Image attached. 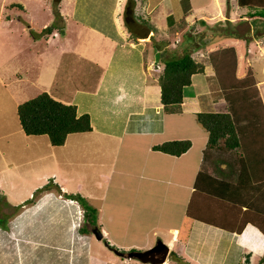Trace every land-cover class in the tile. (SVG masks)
I'll use <instances>...</instances> for the list:
<instances>
[{
  "label": "crops",
  "instance_id": "obj_1",
  "mask_svg": "<svg viewBox=\"0 0 264 264\" xmlns=\"http://www.w3.org/2000/svg\"><path fill=\"white\" fill-rule=\"evenodd\" d=\"M8 1L0 0V30L3 24L14 20L10 14L13 11L24 12L40 6L38 0ZM54 1L59 19H65L61 25L62 40L57 41L62 42V50L73 36V29L83 30L86 19L92 21L96 34L109 40L104 44H98V40L89 43L91 34L79 39L82 33L74 38L79 42L74 40V53L84 54L90 46L109 45V57L80 55L85 59L84 76L89 77L93 66H97L98 75L94 82L79 84L78 98L67 101L76 105L78 113L89 114L91 129L69 132L61 145H53L49 140L52 149L70 146L80 151L69 167L61 168L63 163L56 159L46 160V154L39 155L44 159L40 164L34 156L28 159L27 177H20L18 183L9 180L3 186L2 174L7 171L2 169L13 165L0 162V188L5 189L9 199L8 203L4 198L0 212L10 213L6 208L11 206L12 212L15 211V204L23 203L35 188L53 178L62 192H79L89 200H101L94 206L96 224L106 241L100 242L103 238H96L91 226L87 232L78 230L82 209L77 200L53 188L45 189L35 201L13 212L5 228L0 226V264H181L182 258L185 264H245L246 256L247 264H252L254 257L263 259L259 263L264 264V123L248 115L236 118L239 147L231 150L220 146L211 151L206 169L203 168L206 173L196 182L208 139L196 112L228 111L234 115L244 108L240 95V103L234 104L227 94L238 92L240 86L229 87L221 82L223 61L218 51L233 48V78L250 75L264 109V33H260V41L229 35H221L226 37L218 42L205 40L208 34L203 35L202 31L223 20L220 14L222 11L225 16L226 0H205L209 8L204 3L188 5L186 18L199 14L192 17L195 23L184 20L182 26H177V20L184 13L178 14L177 19L172 17L169 1L166 0V8H161V0H133V17L138 8L144 13L143 19L145 15L148 18L143 22L136 17L140 24L136 28L127 27L123 21L127 16L125 0H72V5L67 0ZM230 7L229 12L234 14L235 5L232 3ZM162 22L166 32L176 34V42L162 41L160 36L165 32ZM218 32L212 28L209 35ZM56 33L53 30L52 34ZM184 33L191 37L190 41H182L185 47L196 34L200 36L203 49H207L200 59L204 69L193 73L191 82L183 87L179 107L165 110L159 76L164 60L176 56L174 46ZM21 36L25 38V32ZM45 49L46 45H32V52L38 55ZM244 57L249 64L246 69L242 66ZM57 63L61 68L65 65L58 57ZM114 75L119 81L111 78ZM23 77L19 73L17 85L22 80L31 81ZM19 91L16 89L15 96ZM183 138L190 139L191 145L179 155L153 148L154 144ZM50 153L53 155V151ZM91 184L96 185L95 189L87 190ZM100 188H103L101 198L94 193ZM190 201L208 219L189 216L186 208ZM166 205L172 209L164 211L172 215L163 218ZM157 240L169 247L160 263L123 255L110 246L149 248Z\"/></svg>",
  "mask_w": 264,
  "mask_h": 264
},
{
  "label": "rangeland",
  "instance_id": "obj_2",
  "mask_svg": "<svg viewBox=\"0 0 264 264\" xmlns=\"http://www.w3.org/2000/svg\"><path fill=\"white\" fill-rule=\"evenodd\" d=\"M10 1L13 0H9L8 2ZM67 1H69L70 5H72V0H67ZM128 1L125 0V2ZM167 1H169V4L173 7L172 17L177 19L178 14H180L181 12L184 13L179 18V20H177L179 21L177 23V26H182L185 21L190 23H195L192 20L194 17H197L199 13L195 14V16L189 15L188 18H186L185 14L189 12L188 9H186V7L190 4H193V6H199L198 4H203L205 2V0H167ZM38 2L40 3V6H36L35 9H31V10L27 9L24 12L13 11L12 13H10L12 15V18H14V20L10 21V23L3 24L4 28H1L0 30V162L6 165L7 164L13 165L11 168L3 167L2 169V171H7L2 174L3 179H5V181H3L2 183L3 186H5L9 180L13 181L14 183H18L20 177L22 176L27 177L28 175L27 173H29L30 171L28 170L29 168L28 159H32L34 156L39 158V155L46 154L45 156L46 160L48 159L51 161L53 159L59 160L60 162L63 163L61 168H65V167H69L70 161L77 160V157L80 153V151L77 150V148H73L70 146L55 147L52 149V147L49 144V137L46 134L28 135L24 133L20 126L17 116V111H16L17 104L36 95L37 93L43 90L48 91L56 99L63 102L69 101L70 98L76 100L78 98L77 90L79 88V84L81 83L84 84L86 81L87 83L88 81L94 82L96 80L95 79L96 75H98L97 66H93L91 68L92 73L87 74L89 75V77L84 76V74L82 73L83 70L82 65L85 59L80 55L97 54L104 56L107 55V57H109V45L107 44L102 45L98 48L94 46H90L87 50H85L84 54H79L78 51L76 53L73 52V43L75 40L74 38L77 36L78 33L83 34L82 36H79V39L86 38L85 35L89 36V34H91V36H89V43L94 40H98V44H104V42L106 43L105 40L107 39L101 37L99 34H96L92 30L93 26L90 24L92 21L88 22L87 19L83 22V23L87 22L85 23L86 26L85 25L83 26V30H82L83 32L79 31V28L73 29L72 33L74 37L70 36L69 42H66L68 44H66L64 50H62L63 49L62 42L57 43V41L62 40L63 33L61 32L62 31L61 25H63L65 19H63L62 21L59 19L60 18L59 13L57 11V6L54 0H38ZM160 2H161V8L167 7L166 0H161ZM46 3H48L49 6ZM232 3L236 7L234 14L229 12V10L232 8L230 7ZM225 4L226 5H223V13H225V16H222V11L220 14V18H222L223 20L220 21L221 23L215 22L212 24L213 30L215 28V30H218L219 32L217 34H214L213 36V35H209L211 33L212 28L205 30V32L202 31L203 35L208 34V36L205 37V40L214 39L215 42L221 41L223 38L226 37L221 35H227V34H222L223 33L222 31H225V29L229 30L235 28L239 32L241 33L243 32L244 34L247 35V38H244L245 41H249L252 38L254 39L257 38L255 40L260 41L262 37L260 36V33H264V24L260 20L256 19L257 16H251V13L255 11L257 7L240 5L238 0L235 1L226 0ZM208 5L210 4L208 3L203 4L204 7L209 8ZM238 5L241 6L239 10H237L239 7ZM131 6L133 7V4ZM126 12L127 10L125 9L124 12L125 16L127 14ZM142 14L144 13H142V11H140L138 8L134 11L135 18L137 17L138 19H142L143 22H145L146 21L145 19H148L147 15H145L144 17L145 19H143V17L141 16ZM16 15L18 16L16 17ZM228 19H232L235 22L231 23L230 20ZM123 21L126 24L125 19H123ZM44 22L50 24L49 27H43L42 24ZM220 24L223 26H221ZM21 27H25L26 30L21 29ZM248 27L250 29L249 31H246ZM161 28L162 29L165 28V32L162 33V35L160 36L162 41L170 40L169 42L171 41L176 42L175 40L176 34L170 35L171 34L170 32H166V27L163 22L161 23ZM193 29L194 27L189 28V31L190 30L192 31ZM53 30L57 31L56 35L52 34ZM23 32H25L26 34L25 38L21 36ZM197 33L199 34V32ZM198 34H196V37L191 43L186 44V47H185V43L182 44V41L184 42L190 41L191 37L187 33H184L182 36L179 35L178 37H180V39H178V42H180L181 44L177 43L176 46H174L176 47L174 48L176 56L183 54V52L187 50L186 52H189L197 60L202 61L200 59L205 55L207 49L206 48L203 49V45L202 43H200L201 40ZM75 42L77 44L79 43L76 40ZM35 43L38 45H46L45 52L39 53V55L36 52L35 53L32 52V45ZM252 50L253 49H250V51ZM257 50L253 52V56H256ZM57 57L62 62H65L64 67L61 68L58 65ZM247 61L248 60L244 57V63L242 66L245 67V69L246 66L249 65L247 64ZM230 62L231 65H230V70L228 72L229 75L223 74V78L229 77L228 79L229 87H231V85H237V83L236 84L233 83V80L231 79V77L233 78L231 72V69L233 68V60L231 59ZM234 65H235V61H234ZM19 73H22V76H24L23 78L27 77L26 79L31 81L25 83L26 81L22 80L20 81L21 84L17 85L18 83L17 77ZM113 77H115L114 79L116 81H119L118 76L114 75L111 78ZM16 89L20 90L19 91L20 94L18 93V96H15ZM244 90L246 91V94L244 95L238 94L237 91H235L233 94L232 92H229L231 94L230 95L231 101H233L234 104L240 103L238 99V95H240L241 99L244 101L243 111L242 113H234V117L236 116L235 119L238 117H242L243 115L244 116L248 115L250 116V118L257 120L259 123L261 124L264 123L263 114L257 113V111H259V105H258L259 101H255L257 99L253 98L254 93L253 91L251 92V90L253 89L250 90L247 87ZM95 100L96 97H93V102H95ZM249 108L251 109L252 112H249ZM50 151H53V155L52 153H50ZM42 161H44V159L39 158L36 162L43 164ZM50 162L47 165H50ZM73 168L79 169L78 167H72V169ZM98 178L99 176L94 179H98ZM51 179L53 180V178ZM25 185H28V183H25ZM95 186H96L95 184H91L90 186L86 187V189L87 190L91 188L95 189ZM102 190L103 188L96 189L94 193L101 198ZM5 194H6L5 189L0 188V206L5 204L4 198L9 203V199ZM86 198L88 202H90V204H92L93 206L99 205L101 203V200L99 198L98 199L90 198L96 203L89 200L88 197ZM16 205L17 204H15L14 206ZM81 209H82L81 211L82 218L79 222H77L78 230H80V227H82L83 225L86 226L88 225L90 228V224L89 223L87 224L86 221L83 219L82 206ZM171 209L172 208L169 205L164 206L162 210V217L165 218L169 215L171 216L172 215L171 212L168 215L166 214V212L168 213V210ZM6 211L12 212V206L6 208ZM96 220H97V215H96ZM0 226L4 227L3 225ZM136 228L137 227H134V230ZM183 229L184 228H182V230ZM102 238L103 239H101L100 242L105 243L106 240L104 239V237ZM157 241H153L152 246ZM168 252L169 251L167 250V253ZM182 259H180L179 262L181 264H185V261ZM259 262H263V259L259 260L258 257H254L252 260V264H260Z\"/></svg>",
  "mask_w": 264,
  "mask_h": 264
},
{
  "label": "trees",
  "instance_id": "obj_3",
  "mask_svg": "<svg viewBox=\"0 0 264 264\" xmlns=\"http://www.w3.org/2000/svg\"><path fill=\"white\" fill-rule=\"evenodd\" d=\"M129 1L131 2L129 5L134 4L132 3V0ZM238 2L240 5L257 7V9L252 12V15L257 16L256 19L260 20L264 24V0H238ZM249 29L250 28L248 27L246 31H249ZM222 32V34H227L229 36L247 38L246 34L239 32L235 28L229 30L225 29V31ZM218 53H220L221 61H223L220 65L221 73L228 74L232 62H230V60H233L234 58V56L231 55L234 53L233 48H225L221 51H218ZM203 69L204 63L202 61L196 60L189 52H183L181 55L164 60V66L159 76V83L161 87V102L165 110H175L179 107V104L182 101L183 87L191 82V75L193 73L203 71ZM233 71L234 69L232 68V75ZM228 79L229 77L223 78L221 75V82L223 84L226 82L228 85ZM231 79L233 80V83H237V85H234L235 87L240 86L238 90V94L240 95L246 94L244 89L247 87L250 90L253 89L251 90V92L253 91L254 93L253 98L257 99L255 101H259V111H257V113L263 114L264 116V109L259 100V96H257V88L252 85L253 81L251 76L248 75L242 79L231 77ZM235 87L230 88L231 91H234L233 89ZM227 94L230 96L229 92ZM249 112H252L250 108ZM17 116L24 133L28 135L46 134L53 145L63 144L69 132L85 131L91 129L90 116L87 112L78 113L77 107L74 103L60 101L53 97L46 90H43L36 95L18 103ZM196 119L208 132V139L204 149L201 167L196 177V182L198 183V181L200 182L203 175L206 173L203 168L205 167L206 169L205 162L208 156L211 155L210 152L214 149L215 152L220 146L228 147L231 150H234L235 148L239 147L240 140L235 127V117L231 112L198 111L196 112ZM190 145V139L183 138L166 140L161 143L154 144L153 148L166 153L179 155L186 151ZM50 188L57 190L59 193H63V195L67 198L77 200L83 208V219L86 221V223H89L91 227H98L96 224L97 209L92 204H90V202H88L86 196L79 192H62L60 186L53 182L52 179H50L47 183L37 187L33 194L23 203L14 206L15 211L18 210L23 204L33 202L38 197L40 192ZM193 203V201L188 203L186 213L191 217L193 216L196 218H203V220L204 218L205 220L208 219L206 216H203L199 213L201 212L200 210L198 211L193 208ZM13 212H0V225L5 227L7 225V218L11 216ZM80 230L82 232L89 231L88 225H83L80 227ZM157 243L158 241L149 248L131 247L129 249H124L115 245L110 246L123 255L135 257L145 262L160 263L165 259L167 251L165 253L163 249L155 247ZM247 263L248 256L245 257V264Z\"/></svg>",
  "mask_w": 264,
  "mask_h": 264
},
{
  "label": "water",
  "instance_id": "obj_4",
  "mask_svg": "<svg viewBox=\"0 0 264 264\" xmlns=\"http://www.w3.org/2000/svg\"><path fill=\"white\" fill-rule=\"evenodd\" d=\"M130 3L131 2L129 1L128 4H127V8H126L127 16L125 17V21H126V24L129 27L136 28L140 24L133 17V7H130L131 6V5H129ZM92 232L94 233L95 237L98 238V239L102 238V236H103L102 231L96 226L92 228ZM155 247H157L159 249H163L165 253L168 250L167 245H165V243L163 241H161V240L158 241V243H157V245Z\"/></svg>",
  "mask_w": 264,
  "mask_h": 264
},
{
  "label": "flooded vegetation",
  "instance_id": "obj_5",
  "mask_svg": "<svg viewBox=\"0 0 264 264\" xmlns=\"http://www.w3.org/2000/svg\"><path fill=\"white\" fill-rule=\"evenodd\" d=\"M126 8H127V5H126Z\"/></svg>",
  "mask_w": 264,
  "mask_h": 264
}]
</instances>
